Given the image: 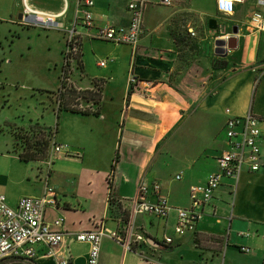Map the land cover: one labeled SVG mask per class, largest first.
Returning a JSON list of instances; mask_svg holds the SVG:
<instances>
[{
    "label": "crops",
    "instance_id": "0c3cea01",
    "mask_svg": "<svg viewBox=\"0 0 264 264\" xmlns=\"http://www.w3.org/2000/svg\"><path fill=\"white\" fill-rule=\"evenodd\" d=\"M132 1L95 0L88 27L75 24L78 0H28L63 12L60 26L48 28L23 21V0H0V193L16 206L23 196L55 190L57 204L46 208L45 219L63 218L53 228L67 235L61 249L69 247L70 264H89L90 244L76 236L99 227L132 242L127 247L106 236L99 264H264V165L258 171L245 165L237 180L224 177L183 234L176 231L175 209L189 208L192 186L205 185L218 170L231 115L260 118L264 151V39L255 61L235 62L238 55L243 62L250 35H264L249 24L257 0L237 3L233 13L219 10L217 0H149L136 48L95 37L99 27L129 26ZM195 20L200 32L194 46L186 45ZM72 28L79 49L65 77ZM10 70L19 73L16 80H9ZM25 75L35 80L27 83ZM32 139L49 140L44 156ZM54 144L63 150L55 153ZM25 171L28 181L32 174L37 181L17 189ZM156 181L173 209L166 216L133 213L140 184ZM38 250L13 264H57L45 246Z\"/></svg>",
    "mask_w": 264,
    "mask_h": 264
},
{
    "label": "built area",
    "instance_id": "2783aa9c",
    "mask_svg": "<svg viewBox=\"0 0 264 264\" xmlns=\"http://www.w3.org/2000/svg\"><path fill=\"white\" fill-rule=\"evenodd\" d=\"M149 0H134L130 2L131 21L129 26L106 25L96 30L95 37L117 44H130L137 47L144 33V12ZM245 0H231V10H225L217 5L219 10L233 13L237 3ZM172 0H159L164 5L171 4ZM227 2V0H225ZM95 0H78V20L88 27L93 26V13L91 8ZM63 12L54 13L42 10L31 5L28 0H23V21L52 28L60 26L57 18ZM250 26L257 31L264 32V0H257L255 9L249 18ZM79 49V41L75 28L67 31L66 49L64 53V75L67 74L70 59L75 56ZM105 62L102 61V64ZM66 68V69H65ZM131 81H135L133 78ZM230 113V110H227ZM227 137L229 148L218 158V170L212 172L205 185L192 186L191 206L189 208L176 207L178 220L177 233L183 234L192 227L195 221L204 214V206L211 201L222 179L226 176L238 179L244 166L253 171H258L264 165V151L259 144L262 130L260 118L253 112L244 116H230L227 120ZM62 144H54V152L63 150ZM181 174L177 176L180 178ZM156 196L152 201L148 196ZM57 204L56 192L52 187H47L42 196H23L16 206L9 204L7 196L0 193V262L7 258H35L38 255L39 246H45V255L54 257L57 264H70L71 252L69 247L61 249L64 244L66 233L62 229L63 218L56 219L53 223L45 219L46 208ZM173 206L168 198L162 193V184L158 181L151 184L142 182L139 186L138 197L132 206L133 213H151L166 216ZM106 236L126 242L127 247L132 246L131 240L127 239L121 232L110 233L104 227L96 230H88L79 233L76 239L90 244L89 264H99L102 240ZM172 238H166L171 242ZM247 250L248 248H244Z\"/></svg>",
    "mask_w": 264,
    "mask_h": 264
},
{
    "label": "rangeland",
    "instance_id": "374dc122",
    "mask_svg": "<svg viewBox=\"0 0 264 264\" xmlns=\"http://www.w3.org/2000/svg\"><path fill=\"white\" fill-rule=\"evenodd\" d=\"M241 13H242V10H239L238 11V13L235 15V16H227V17H230V18H237V17H239L240 15H241ZM222 16V15H221ZM222 21L223 22H225L226 21V16H223V18H222ZM201 26H202V22L201 21H196L195 20V24H193L192 25V27L194 28L193 30L191 29V31L189 32V34H190V41L188 42V43H186V45H191V46H194V44H195V42H194V40H193V37H195L194 35L195 34H198V31L200 30V28H201ZM207 27H209V21H206V26H205V28L207 29ZM224 27V26H223ZM217 30H219V32H220V29L219 28H217ZM223 31H224V28H223ZM200 32V31H199ZM195 33V34H194ZM215 33L216 32H213V35L215 36ZM203 34V32H201V35ZM187 36H188V33H187ZM186 36V37H187ZM186 37H184V39L186 38ZM212 40L214 39V37H210ZM261 39H264V35H261V34H259V33H254V34H252V35H250L249 37H248V39H247V45H246V47H248V49L244 52V59H243V62H241L242 60H241V57H240V55H238V57H237V59L235 60V62L236 61H239V63H241L242 65H244V63L245 64H250V59H252L253 61H255V59H254V57H255V55H256V52H258L259 51V47H260V41H261ZM21 68H19V70H20ZM12 70H10V71H8V76L10 77V79L9 80H16V78L18 77V74L19 73H17L16 75L15 74H13L12 72H11ZM15 72H16V70H15ZM42 75H40V77H41ZM28 78H30V76H24V78H23V81H27V83H29V81H33V80H35V76H32L31 77V79H28ZM26 83V82H25ZM16 105H15V103H13V107H15ZM6 113V112H5ZM4 115V112H3V114L2 113H0V116H3ZM24 133V132H23ZM22 135V134H21ZM22 137H24V143H26V144H30V140L31 139H28V138H26V135H22ZM34 141V139H32V141L31 142H33ZM49 157H51V154H50V156ZM31 165L33 166V164L32 163H30L29 164V166H30V168H31ZM27 173V171H25V173L23 172V175L21 174V176L19 177L21 180H22V186L21 187H18L17 189H21V188H23V186L24 185H26V186H29L33 181H35L36 180V177L32 174V179H33V181H28L27 180V178L29 177V176H27V175H25ZM29 173V172H28ZM37 181V180H36ZM17 260H19V259H17V258H8V259H6V260H4L3 262H1L0 264H13L14 262H17Z\"/></svg>",
    "mask_w": 264,
    "mask_h": 264
},
{
    "label": "trees",
    "instance_id": "16d2710c",
    "mask_svg": "<svg viewBox=\"0 0 264 264\" xmlns=\"http://www.w3.org/2000/svg\"><path fill=\"white\" fill-rule=\"evenodd\" d=\"M66 77V75H64ZM63 86H65V79L63 81ZM73 89H71L72 91ZM75 92V91H72ZM77 92V91H76ZM78 95H81L80 92L77 93ZM48 145H49V140L46 139H38L35 142L32 143V148H34L37 153H39L41 156L45 155V151H47L48 149ZM29 153V152H28ZM28 153H22L21 157L24 160H28L29 158L27 157V155H29Z\"/></svg>",
    "mask_w": 264,
    "mask_h": 264
},
{
    "label": "clouds",
    "instance_id": "9594fccd",
    "mask_svg": "<svg viewBox=\"0 0 264 264\" xmlns=\"http://www.w3.org/2000/svg\"><path fill=\"white\" fill-rule=\"evenodd\" d=\"M219 3L223 9L228 11L231 10V0H227V2H225V0H219Z\"/></svg>",
    "mask_w": 264,
    "mask_h": 264
},
{
    "label": "water",
    "instance_id": "95a60500",
    "mask_svg": "<svg viewBox=\"0 0 264 264\" xmlns=\"http://www.w3.org/2000/svg\"><path fill=\"white\" fill-rule=\"evenodd\" d=\"M236 32V31H235ZM224 44V41L223 40H221V39H219V40H217L216 41V45H217V47H218V51H224L222 48H221V46Z\"/></svg>",
    "mask_w": 264,
    "mask_h": 264
}]
</instances>
